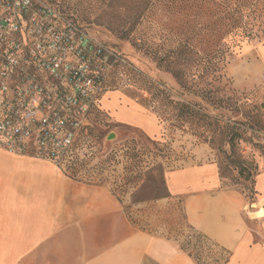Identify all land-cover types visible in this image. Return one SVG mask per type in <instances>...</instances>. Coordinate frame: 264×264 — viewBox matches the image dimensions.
<instances>
[{
	"label": "crops",
	"instance_id": "1",
	"mask_svg": "<svg viewBox=\"0 0 264 264\" xmlns=\"http://www.w3.org/2000/svg\"><path fill=\"white\" fill-rule=\"evenodd\" d=\"M244 58L241 80L262 81L264 41ZM107 100L106 93L101 104L110 114ZM124 105L121 118L109 115L113 124L158 135L153 116ZM164 180L168 196L157 203L170 227L155 230L133 224L109 186L0 150V264H264V172L251 208L244 195L220 187L211 163L165 172Z\"/></svg>",
	"mask_w": 264,
	"mask_h": 264
},
{
	"label": "rangeland",
	"instance_id": "2",
	"mask_svg": "<svg viewBox=\"0 0 264 264\" xmlns=\"http://www.w3.org/2000/svg\"><path fill=\"white\" fill-rule=\"evenodd\" d=\"M36 1L57 7L70 19L85 27L94 39L116 49L134 67L132 73H128V70H120V74L117 75L114 85L111 87L114 90L107 92V101L112 106L109 109V115L119 119L121 118L119 114L124 112L125 103L137 104L143 108L144 112L154 117L159 127V133L151 137L139 127L125 123L110 124L109 127L105 128L107 133L104 149L106 152L115 148L119 150L117 156L119 163L115 168L107 170L103 174L106 180L105 185L114 189L115 196L123 211L133 224L143 227L150 225L155 230H164L170 227L167 223L169 217L166 213L161 212L162 207H158L161 204L157 203V201L164 199L157 198L166 194L165 187L158 182L157 174L152 173L150 177L144 178V183L134 189L130 183H127V178L131 175L125 169L131 162L127 153L132 148L137 150L152 149L154 148L152 141L165 142V149L159 153L160 157L155 160L151 155L143 156L140 164L143 168L151 166L153 163L155 165L161 163L165 167L164 171L168 172L191 165L214 164L220 187L233 189L244 195L249 202V208H251L256 194V177L264 172V158L259 155L257 150L251 149L249 145L240 144L239 149L242 151L243 158L247 163L252 162L256 168H250L242 176L232 169L223 171L227 159L226 154L221 149L227 148L222 145L219 149L220 137L215 145H212L209 143L211 136L209 128L204 124L199 126L187 124L183 128L173 127L175 125L174 112L170 103L173 101L188 103L200 108L211 117H215L217 114L214 110L215 106L206 96V93L211 89H220L219 97L234 95L241 99V103L246 99L258 105L264 102V83L259 77L249 75L241 80V67L247 62V59L244 58L245 51L250 47H257L264 41V4L256 5L255 8L258 10L247 15L245 11L250 6H246L245 0H241V13H245L241 15V25L244 30L241 28V34L228 39L231 53L227 56V64L218 81L213 82L214 74L207 62V57L202 53L199 57L203 59L196 67L198 71H192L194 76H186L179 84L153 59L151 51L158 45L157 39H151L148 35L147 38H144L146 46L139 49L132 45V39L135 37L133 34L130 36L123 34L121 29H127L128 26L123 25L122 21L119 20L120 17L123 19L122 16L119 17L117 13L113 12L112 0ZM234 1L232 0L231 9L238 8ZM250 9L252 8L250 7ZM259 10L262 12L260 15L258 14ZM199 23V27L202 25V28H205L202 30V47L204 48L207 45V18L200 20ZM191 40L195 41L197 37H193ZM138 41L140 40L138 39ZM195 58L196 56H191L192 61L186 67L192 68L195 65ZM193 68L195 69V67ZM146 89H151V91ZM152 89H162L164 93L152 95L154 93ZM228 105L229 103L224 102L221 107L227 108ZM100 107L103 109L102 104ZM228 115L231 114L228 112ZM110 134H114V138L108 140ZM248 173L249 177L246 179ZM135 201L143 202L136 203ZM175 214L177 219L180 218L178 212ZM194 248L199 254L203 252L196 246Z\"/></svg>",
	"mask_w": 264,
	"mask_h": 264
},
{
	"label": "built area",
	"instance_id": "3",
	"mask_svg": "<svg viewBox=\"0 0 264 264\" xmlns=\"http://www.w3.org/2000/svg\"><path fill=\"white\" fill-rule=\"evenodd\" d=\"M120 70L134 67L57 7L0 0V150L67 177L97 167L110 151L94 130L112 124L100 106Z\"/></svg>",
	"mask_w": 264,
	"mask_h": 264
},
{
	"label": "trees",
	"instance_id": "4",
	"mask_svg": "<svg viewBox=\"0 0 264 264\" xmlns=\"http://www.w3.org/2000/svg\"><path fill=\"white\" fill-rule=\"evenodd\" d=\"M245 2L246 6L252 8L249 7L245 11L247 15L258 10L255 8L256 5L264 4V0H245ZM234 3L238 5L237 9L230 8L232 0H112L113 12L117 13L119 17L122 16L123 19L118 16L117 18L122 21L123 25L128 26L127 29H121L123 34L125 36L133 34L135 37L132 39V45L139 49L146 46L144 38H147L148 35L151 39H157L159 43L151 51L153 59L179 84L186 76H194L192 71H198L196 67L203 59L199 57L202 53L207 57V62L214 74L213 82L221 78L227 64V56L231 53L228 39L241 34V15L245 14L241 13V0H235ZM261 13L259 10L258 14ZM204 18H207L208 34L206 35L207 45L203 48L202 30L205 28H202V25L199 27V21ZM193 37H197V40H191ZM191 56H196L193 66L195 69L186 67L192 61ZM146 90L151 91V89ZM152 90L154 92L152 95L164 93L162 89ZM220 93V89H211L206 93L215 106L214 110L217 112L215 117H211L200 108L188 103L171 102L175 124L173 127L183 128L187 124L190 126L206 125L211 134L209 143L215 145L220 137L219 149L222 145L227 148L221 149L227 159L223 171L232 169L242 176L250 168L255 169L256 167L252 165V162L245 161L242 151L239 149L240 144L249 145L264 158V109L249 99L241 103V99L234 95L219 97ZM224 102L229 103L227 108L221 107ZM228 112L231 115H228ZM106 126L105 124L94 130V135L99 141L107 133ZM152 144L154 146L152 149L137 150L132 148L127 153L131 162L125 169L131 174L127 178V183H130L132 189L144 183V178L150 177L152 173L157 174L159 184L165 187V167L161 163L156 165L153 163L145 168L140 165L143 156L151 155L155 160L160 157L159 153L165 149V142L152 141ZM118 151L116 148L110 150L101 159L99 165L91 170L71 172L67 175L77 182H82L86 177L87 183L105 185L106 180L103 174L118 165ZM93 175H96L97 181L87 180ZM248 177L249 173L245 178ZM111 189L115 195L114 189ZM167 196L166 193L157 199Z\"/></svg>",
	"mask_w": 264,
	"mask_h": 264
},
{
	"label": "water",
	"instance_id": "5",
	"mask_svg": "<svg viewBox=\"0 0 264 264\" xmlns=\"http://www.w3.org/2000/svg\"><path fill=\"white\" fill-rule=\"evenodd\" d=\"M260 108L261 109H264V102H262L261 104H260ZM114 138V134H110L109 136H108V140H111V139H113Z\"/></svg>",
	"mask_w": 264,
	"mask_h": 264
}]
</instances>
